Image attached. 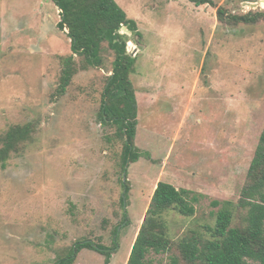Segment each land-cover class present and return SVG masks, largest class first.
I'll list each match as a JSON object with an SVG mask.
<instances>
[{"label":"rangeland","instance_id":"1","mask_svg":"<svg viewBox=\"0 0 264 264\" xmlns=\"http://www.w3.org/2000/svg\"><path fill=\"white\" fill-rule=\"evenodd\" d=\"M116 1L142 33L122 29L137 58L135 145L149 154L127 170L117 125L99 118L114 51L104 42L103 64L79 69L61 95L63 57L72 54L61 10L53 0H0V136L35 126L0 164V264H54L78 241L113 247L116 237L109 263L84 248L74 264H127L160 181L198 194L194 216L166 214L173 240L215 225L214 200H240L264 129V18L231 24L218 10L264 12V0ZM172 254L149 258L170 264Z\"/></svg>","mask_w":264,"mask_h":264},{"label":"trees","instance_id":"2","mask_svg":"<svg viewBox=\"0 0 264 264\" xmlns=\"http://www.w3.org/2000/svg\"><path fill=\"white\" fill-rule=\"evenodd\" d=\"M61 10L60 30H67L71 39L72 54L63 57V70L59 93L65 94L79 69L103 64L102 44L107 42L115 53L111 75L107 77L99 112L103 124H116L124 143V170L127 162H137L143 155L135 145L138 126V106L131 74L135 71L136 56L128 52L130 35L124 27L138 37L142 36L135 19L130 18L116 0H53ZM197 6L212 4V0H190ZM221 21L231 24H253L264 18V12L230 14L222 7L218 10ZM77 56L83 57L80 66ZM35 126L32 123L14 125L0 136V164L5 165L13 153H20L29 142ZM124 196L128 198L130 185L123 181ZM198 194L188 189H178L169 182L160 181L152 196L144 222L134 242L127 264H155L151 253L174 251L170 264H264V129L260 135L241 197L236 204L230 200H214L221 206L215 225H206L205 232L196 230L173 240L170 236L166 214L175 210L184 216L196 214ZM244 210L239 224L234 225L236 212ZM118 227L115 233H118ZM118 237L113 247L95 244L90 240L78 241L65 255H59L54 264H74L77 254L84 248H93L106 256L109 263L112 251L118 248Z\"/></svg>","mask_w":264,"mask_h":264},{"label":"water","instance_id":"3","mask_svg":"<svg viewBox=\"0 0 264 264\" xmlns=\"http://www.w3.org/2000/svg\"><path fill=\"white\" fill-rule=\"evenodd\" d=\"M256 5V4H255ZM123 30H126L127 32H128V30H127V28H123ZM126 178H127V176L126 175H124V180H126Z\"/></svg>","mask_w":264,"mask_h":264}]
</instances>
